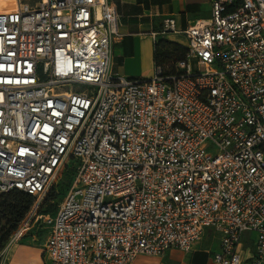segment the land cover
Returning a JSON list of instances; mask_svg holds the SVG:
<instances>
[{
    "label": "built area",
    "instance_id": "built-area-1",
    "mask_svg": "<svg viewBox=\"0 0 264 264\" xmlns=\"http://www.w3.org/2000/svg\"><path fill=\"white\" fill-rule=\"evenodd\" d=\"M169 32L174 17L155 35ZM182 32L184 58L130 77L110 69L109 0L0 10V194L35 196L12 238L42 219L46 264H131L188 250L207 228L217 262L241 264L250 232V262L264 264V0H212ZM67 164L63 198L39 213Z\"/></svg>",
    "mask_w": 264,
    "mask_h": 264
},
{
    "label": "crops",
    "instance_id": "crops-1",
    "mask_svg": "<svg viewBox=\"0 0 264 264\" xmlns=\"http://www.w3.org/2000/svg\"><path fill=\"white\" fill-rule=\"evenodd\" d=\"M119 14L120 37L114 40L110 69L112 72L130 77L150 76L155 64V41L166 39L173 44L185 46L187 37L182 32L189 24L207 19L211 15L212 0H109ZM174 17L179 32L158 33L162 30L164 19ZM39 224V223H38ZM43 224V223H42ZM39 237L19 235L6 242L0 264H46L47 255L44 244L49 234ZM220 236L207 228L203 236L188 250L170 248L162 254L140 253L131 264H221L214 260ZM255 248V234L244 235L241 264H251Z\"/></svg>",
    "mask_w": 264,
    "mask_h": 264
},
{
    "label": "trees",
    "instance_id": "trees-1",
    "mask_svg": "<svg viewBox=\"0 0 264 264\" xmlns=\"http://www.w3.org/2000/svg\"><path fill=\"white\" fill-rule=\"evenodd\" d=\"M185 54V46L173 44L166 39H159L155 46V59L159 62L170 61L171 58L181 59L185 57ZM49 198L47 196L44 202H42L43 206H45ZM34 201L35 196L33 194L16 188L0 194V251L3 247V242L8 239L19 222L30 211ZM56 208L57 205H49L46 213H52Z\"/></svg>",
    "mask_w": 264,
    "mask_h": 264
},
{
    "label": "rangeland",
    "instance_id": "rangeland-1",
    "mask_svg": "<svg viewBox=\"0 0 264 264\" xmlns=\"http://www.w3.org/2000/svg\"><path fill=\"white\" fill-rule=\"evenodd\" d=\"M22 1H26V0H22ZM27 1L34 3L35 0H27ZM16 2L17 0H0V10H7L11 8ZM197 60L198 58L196 57L190 58V66L193 71H199L204 69V65H200ZM72 175H73L72 166L67 164L65 167L61 169L57 177L53 180V185L50 188L49 192L44 196L42 202H44L47 196H49L50 198L47 200L45 206H43L41 203L40 209L38 210L39 213H46L47 212L46 209L48 208L49 205H58V203L61 201L67 190ZM21 232L22 234L25 233L23 235H27L30 232L31 235H35L39 237L41 235L47 234V228L42 224V219H41L39 224L31 227L30 229L27 230V232H25V230H22ZM12 233L9 235L8 239L3 242V247L0 251V256L4 254V251L2 252V250L6 248V242L10 239Z\"/></svg>",
    "mask_w": 264,
    "mask_h": 264
},
{
    "label": "bare ground",
    "instance_id": "bare-ground-1",
    "mask_svg": "<svg viewBox=\"0 0 264 264\" xmlns=\"http://www.w3.org/2000/svg\"><path fill=\"white\" fill-rule=\"evenodd\" d=\"M15 5H16V3H15L12 7H14ZM12 7H11V8H12ZM7 10H8V9H7Z\"/></svg>",
    "mask_w": 264,
    "mask_h": 264
}]
</instances>
